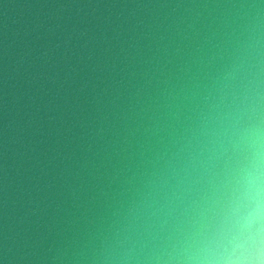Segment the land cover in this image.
Here are the masks:
<instances>
[{"label":"water","instance_id":"95a60500","mask_svg":"<svg viewBox=\"0 0 264 264\" xmlns=\"http://www.w3.org/2000/svg\"><path fill=\"white\" fill-rule=\"evenodd\" d=\"M0 264H264V0H0Z\"/></svg>","mask_w":264,"mask_h":264}]
</instances>
